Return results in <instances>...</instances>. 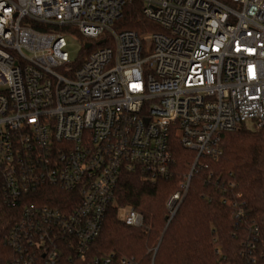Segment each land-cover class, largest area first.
Instances as JSON below:
<instances>
[{
	"label": "built area",
	"instance_id": "2783aa9c",
	"mask_svg": "<svg viewBox=\"0 0 264 264\" xmlns=\"http://www.w3.org/2000/svg\"><path fill=\"white\" fill-rule=\"evenodd\" d=\"M128 1L0 0V189L22 205L4 237L12 264H115L86 257L122 173L168 178L175 140L194 154L165 203L168 225L201 161L223 155L222 135L264 129V0H141L160 29L141 36L113 30ZM64 27L95 46L79 67ZM41 187L68 198L42 203ZM121 212L143 227L140 213ZM250 234L241 255L255 264L258 228ZM213 255L223 258L218 245Z\"/></svg>",
	"mask_w": 264,
	"mask_h": 264
},
{
	"label": "trees",
	"instance_id": "16d2710c",
	"mask_svg": "<svg viewBox=\"0 0 264 264\" xmlns=\"http://www.w3.org/2000/svg\"><path fill=\"white\" fill-rule=\"evenodd\" d=\"M142 7L141 0L126 2L113 30L139 36L159 32L157 25L144 18ZM32 28L48 30L38 24ZM55 30L71 33L83 42L73 27ZM94 49L95 46L89 50L81 47L75 67ZM222 143L223 155L217 161L204 159L201 162L207 168H196L187 195L168 225L165 203L188 173L194 154L182 149L175 140L170 145L172 162L168 178L153 182L139 172L122 173L114 191L116 206L106 212L87 261L112 256L115 264L122 258L133 259L136 264H251L248 254H241L243 244L250 240V231L257 227L255 264H264V129L251 131L242 127L223 134ZM2 195L0 189V264H12L15 257L4 237L19 220L22 205L9 207L3 203ZM37 196L42 203L55 206H63L68 198L66 193L52 187H41ZM127 207L142 215V228L125 226L120 220L119 213ZM215 245L221 248L223 258L214 257ZM68 254L62 251L60 255Z\"/></svg>",
	"mask_w": 264,
	"mask_h": 264
},
{
	"label": "rangeland",
	"instance_id": "374dc122",
	"mask_svg": "<svg viewBox=\"0 0 264 264\" xmlns=\"http://www.w3.org/2000/svg\"><path fill=\"white\" fill-rule=\"evenodd\" d=\"M65 41L67 44L66 51L68 53L69 59L71 62L76 61L81 52L82 43L75 37L72 36H65ZM250 124H246V127H250ZM124 212L119 213V217L122 218Z\"/></svg>",
	"mask_w": 264,
	"mask_h": 264
},
{
	"label": "water",
	"instance_id": "95a60500",
	"mask_svg": "<svg viewBox=\"0 0 264 264\" xmlns=\"http://www.w3.org/2000/svg\"><path fill=\"white\" fill-rule=\"evenodd\" d=\"M90 48V44H86L85 46H84V49H89Z\"/></svg>",
	"mask_w": 264,
	"mask_h": 264
}]
</instances>
